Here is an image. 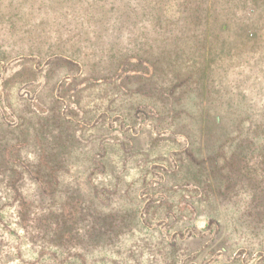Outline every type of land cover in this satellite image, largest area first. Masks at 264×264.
Here are the masks:
<instances>
[{
    "label": "rangeland",
    "instance_id": "1",
    "mask_svg": "<svg viewBox=\"0 0 264 264\" xmlns=\"http://www.w3.org/2000/svg\"><path fill=\"white\" fill-rule=\"evenodd\" d=\"M19 214L72 264H264V0H0V264Z\"/></svg>",
    "mask_w": 264,
    "mask_h": 264
},
{
    "label": "trees",
    "instance_id": "2",
    "mask_svg": "<svg viewBox=\"0 0 264 264\" xmlns=\"http://www.w3.org/2000/svg\"><path fill=\"white\" fill-rule=\"evenodd\" d=\"M20 225L23 228V237L22 239H18V246H15L16 249V257L21 258L20 253V244L25 240L30 244V248L36 249L38 248L37 254L33 258V262L30 264H72L73 260L82 259L80 255H74L70 252L66 253L65 250H62L61 238L68 237L69 233H63L60 235L58 232L54 233V243H49L45 240V233L42 230L43 227L40 225L42 222V218L31 217L26 214H19L17 216ZM71 219H73L71 217ZM50 249H53L52 251ZM72 260V261H68ZM81 264V262H80Z\"/></svg>",
    "mask_w": 264,
    "mask_h": 264
}]
</instances>
